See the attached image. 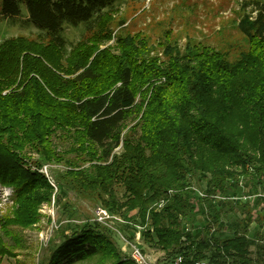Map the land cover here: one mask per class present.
Masks as SVG:
<instances>
[{"label":"trees","instance_id":"1","mask_svg":"<svg viewBox=\"0 0 264 264\" xmlns=\"http://www.w3.org/2000/svg\"><path fill=\"white\" fill-rule=\"evenodd\" d=\"M120 1L0 0L3 16L17 18L24 7L40 31L36 42L21 36L0 44V181L23 180L17 213L31 225L53 191L30 167L63 161L73 187L97 192L108 210L137 211L144 235L163 252L181 255L182 264H261L251 258L249 224L228 238L206 226L197 240L183 218L197 206L193 177H204L210 194L225 193L243 176L258 184L264 178V0L239 3L237 39L219 31L216 44L190 41L184 51L163 43L164 61L141 43L125 44L104 65L106 49L92 62L85 58L91 53L75 58L78 46L66 38L65 26H83L84 40L110 35L111 23L102 25ZM46 42L71 60L74 78L63 79L59 66L38 55ZM55 135L68 140L66 149ZM116 185L124 188L123 199ZM213 220L223 225L218 215ZM1 254H8L3 243ZM95 258L137 264L96 223L65 237L48 264Z\"/></svg>","mask_w":264,"mask_h":264},{"label":"rangeland","instance_id":"2","mask_svg":"<svg viewBox=\"0 0 264 264\" xmlns=\"http://www.w3.org/2000/svg\"><path fill=\"white\" fill-rule=\"evenodd\" d=\"M242 0H121L115 6V12L106 16L104 27L111 23L110 35L98 33L82 39L84 27L65 26V36L71 45L78 46L74 57L83 54L90 62L98 51L109 50L105 55L112 60L121 52V48L130 43L147 45L150 56L161 61L166 60L163 43H171L184 51L188 42H209L216 44L218 32L222 31L228 38L240 37L237 24L241 18L239 3ZM102 29H105L102 28ZM40 31L29 22L25 8L19 17L9 19L0 12V44L4 41L25 37L28 42L39 41ZM82 40V41H81ZM81 41V42H80ZM48 46V47H47ZM137 47V46H136ZM40 57H45L48 65L59 66L63 79H72L73 65L70 59L64 58L59 50L40 45ZM72 58V57H70ZM52 67V66H51ZM59 74L54 68H51ZM112 70V69H111ZM110 70V71H111ZM56 145L66 149L69 142L64 137L54 136ZM121 149H118V152ZM39 160L38 154L32 155ZM69 157H76L70 154ZM38 166L30 168L34 172L46 177L52 186L49 200L42 201L37 209L36 220L31 225L23 222L25 216L18 210L20 219L16 220L17 199L22 191L23 180L0 181V243H3L8 254H1L0 264H48L52 252L62 243L65 237L80 231L86 224H97L99 229L110 238L115 248L124 258H130L132 246L139 247L145 255L147 264H174L177 256L163 252L155 247L144 235L146 226L142 225L137 211L108 210L102 204L100 195L94 191H81L73 187L72 180L66 175L68 166L62 162H45L39 160ZM89 163L82 165L88 166ZM250 176L244 179L245 190L236 183L229 184L227 195L264 194V178L261 184ZM190 182L201 190H206L207 180L204 177H193ZM241 191V192H240ZM115 192L119 199H123L124 188L116 185ZM243 192V193H242ZM204 204L194 197L197 205L194 212L183 218V227L189 228L195 239L205 236L204 228L212 226L219 231L216 235L228 238L235 230H242L247 226L248 238L251 245V258L264 264V198H254L248 202H216ZM98 208L107 209L112 219L104 223L96 220ZM248 213L252 219L247 222ZM218 215L222 226L213 223V217ZM14 218V219H13ZM215 222V221H214ZM6 230V231H5ZM224 231V232H223ZM97 258L88 264H98ZM207 264V260L201 262Z\"/></svg>","mask_w":264,"mask_h":264},{"label":"built area","instance_id":"3","mask_svg":"<svg viewBox=\"0 0 264 264\" xmlns=\"http://www.w3.org/2000/svg\"><path fill=\"white\" fill-rule=\"evenodd\" d=\"M232 182L230 184H232ZM234 183L241 186L240 190H242V191L245 190V183H244L243 179L240 180L239 182H233V184ZM189 188L192 190L194 197L199 198V200L210 199V200H213L214 203H216V202L225 203V202H232V201L235 203H238V202H248L254 198H264L263 193H257L254 195L244 193L241 195H232V196L227 195L226 192L225 193L217 192L215 194H210L206 190H201L200 188H198L194 183H191ZM163 205H164V201L162 200L160 202V204H158L157 207L161 208ZM110 219H112V216L107 209L98 208L97 213H96V220L98 222L104 223ZM187 230H188V228H187ZM130 258H132L137 264H147L145 255L143 254L142 250L137 246H132V252H131ZM182 262H183V257L181 255H178L174 264H182ZM195 264H202V263L196 262Z\"/></svg>","mask_w":264,"mask_h":264}]
</instances>
